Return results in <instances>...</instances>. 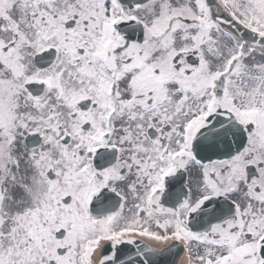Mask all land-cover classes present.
<instances>
[{"label":"snow or ice","instance_id":"obj_1","mask_svg":"<svg viewBox=\"0 0 264 264\" xmlns=\"http://www.w3.org/2000/svg\"><path fill=\"white\" fill-rule=\"evenodd\" d=\"M0 264H264V0H0Z\"/></svg>","mask_w":264,"mask_h":264}]
</instances>
